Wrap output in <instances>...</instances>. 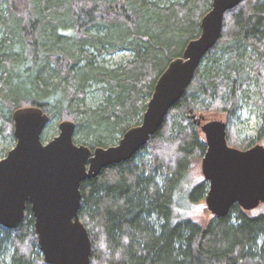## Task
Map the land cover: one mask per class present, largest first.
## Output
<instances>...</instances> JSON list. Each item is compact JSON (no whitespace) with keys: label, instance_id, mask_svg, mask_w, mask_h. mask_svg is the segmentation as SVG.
I'll use <instances>...</instances> for the list:
<instances>
[{"label":"trees","instance_id":"1","mask_svg":"<svg viewBox=\"0 0 264 264\" xmlns=\"http://www.w3.org/2000/svg\"><path fill=\"white\" fill-rule=\"evenodd\" d=\"M212 1L0 0L1 132L15 140L13 113L35 106L50 116L44 142L60 120L76 123L79 145L117 144L141 124L162 73L201 35ZM121 53L131 58L111 63ZM253 79L264 117V0L226 13L220 40L148 144L82 183L90 264H264L263 206L235 205L207 224L183 218L176 206L209 190L207 182L187 186L193 161L207 151L191 111L235 122ZM34 222L28 204L17 229L0 227V264H46Z\"/></svg>","mask_w":264,"mask_h":264},{"label":"water","instance_id":"2","mask_svg":"<svg viewBox=\"0 0 264 264\" xmlns=\"http://www.w3.org/2000/svg\"><path fill=\"white\" fill-rule=\"evenodd\" d=\"M244 0H213L201 22V35L186 46L158 79L140 125L120 141L94 150L75 143L76 123L62 121L49 142L43 135L50 116L40 107L13 113L16 146L0 160V227L17 229L31 206L38 245L46 264H90L92 242L80 218L81 185L103 169L131 160L161 128L165 118L192 85L205 56L223 32L225 15ZM203 132L207 151L202 174L209 184L207 209L216 218L235 205L253 211L264 205V146L238 150L228 145V125L191 111Z\"/></svg>","mask_w":264,"mask_h":264},{"label":"rangeland","instance_id":"3","mask_svg":"<svg viewBox=\"0 0 264 264\" xmlns=\"http://www.w3.org/2000/svg\"><path fill=\"white\" fill-rule=\"evenodd\" d=\"M165 1L166 0H162V4L166 3ZM130 58H131L130 54L121 53L114 56L112 58L111 63L116 64L125 61L127 62ZM246 58L247 57H245V60ZM260 86L261 83L257 82L256 79H253L248 94L243 101V109L240 113L239 116L240 118L237 119L235 122H232L231 124L228 123L224 114L215 113L211 116H208L206 114L198 113L195 115L197 117H199L200 115H204L207 120H222L226 122L228 125L227 138H229V141L228 139L227 141H228V145L232 148L245 151V149L240 147L239 145L243 143L245 145L247 144L248 146L250 142H252V147L256 145L264 146V117H263L262 108L258 103L261 99ZM98 89H99L98 86H94L92 88L93 90L92 98L94 99V97L97 96L96 99L97 101L95 102H98L100 101V99H102V96L99 93ZM92 102L93 101H90V105H94ZM60 123H61L60 120H55L53 122L54 127L50 130V133L48 134L47 140L45 142H49L59 135ZM1 127H2V123L0 120V160L6 158L9 152L16 146L17 143L16 138L14 140L11 137H6L7 134L5 132L4 133L1 132L2 129ZM202 159H197L193 161L194 164L192 165V168L188 174V181H187V186L192 185V187L188 189L189 192L192 189H194V187L197 186L199 183L206 182L202 174ZM176 206L177 207L179 206L178 210L180 209L181 211L180 213H182L183 218H190L194 221H198L203 224H207L210 220L214 218L211 212L207 209L205 199L199 202H191L189 201L188 198L186 199L181 198V201L179 203L176 200ZM261 206H260L261 208H264V205Z\"/></svg>","mask_w":264,"mask_h":264}]
</instances>
